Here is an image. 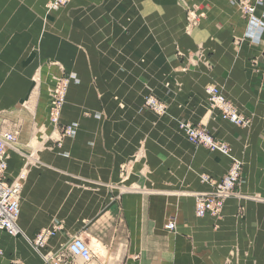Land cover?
Wrapping results in <instances>:
<instances>
[{
  "label": "crops",
  "instance_id": "crops-1",
  "mask_svg": "<svg viewBox=\"0 0 264 264\" xmlns=\"http://www.w3.org/2000/svg\"><path fill=\"white\" fill-rule=\"evenodd\" d=\"M49 1L0 0V133L19 126L6 177H24L22 234L0 233V264L68 256L76 236L93 257L72 264H264V7L255 25L229 0H191L205 18L187 35L178 0H72L56 11ZM61 74L73 79L61 113L70 137L47 119ZM211 83L247 129L209 109ZM149 94L166 116L143 107ZM179 120L243 164L218 219L195 215L194 194L210 188L200 175L221 179L230 162L191 145ZM41 231L52 235L38 251Z\"/></svg>",
  "mask_w": 264,
  "mask_h": 264
},
{
  "label": "built area",
  "instance_id": "built-area-1",
  "mask_svg": "<svg viewBox=\"0 0 264 264\" xmlns=\"http://www.w3.org/2000/svg\"><path fill=\"white\" fill-rule=\"evenodd\" d=\"M69 1L70 0H52L49 7L50 9L57 10L68 4ZM236 2L240 6L242 13L247 17L249 23L255 24L256 10L258 7H264V0H237ZM195 18L196 16L192 14V19L194 20ZM257 24L258 22L255 25ZM261 26L264 31V23H262ZM69 84V78H62L58 81L55 89H53L50 105V121L55 128H59L61 125L59 120L60 113L65 102ZM207 94L212 102V108L220 109L223 119L237 126L247 125V120L239 115L236 110L227 103L221 96L219 89L215 86H208ZM144 106L156 115L161 116L166 113V106L153 96L145 98ZM179 127L192 145L203 146L211 152H218L230 158V167L225 176L219 180H215L208 175H203L201 181L202 183L208 184L210 190L194 194L195 215L198 218H203L205 216L218 218L221 215L225 201L235 194V189L242 172L241 162L231 157L227 146L216 141L206 131L192 126L187 122H180ZM59 133L65 137L73 136L76 131L71 125H62ZM15 136L14 133H4L0 135V233L5 232L12 237L22 234L17 222L19 218L20 191L24 179L22 174L17 176L13 181H8L6 177L8 150L11 149L16 142ZM165 229L173 231L175 229L174 221L171 220L166 223ZM51 235L52 232L41 231L32 241L34 248L38 251H42ZM66 249L68 256L61 252L56 254L49 252L45 253V264H72V259H80L84 263H87L93 257L88 245L80 236L72 238L67 244Z\"/></svg>",
  "mask_w": 264,
  "mask_h": 264
},
{
  "label": "rangeland",
  "instance_id": "rangeland-1",
  "mask_svg": "<svg viewBox=\"0 0 264 264\" xmlns=\"http://www.w3.org/2000/svg\"><path fill=\"white\" fill-rule=\"evenodd\" d=\"M230 2H232V3H234V5H236L237 7H238V9H239V11H240V13H241V15H242V17L246 20V21H248V19H247V17L242 13V11H241V9H240V6L238 5V3L236 2L237 0H229ZM52 2V0L51 1H49L48 3H47V5H46V8L49 10V11H53V9H50V7H49V5H50V3ZM72 2V0H70L69 1V3H71ZM68 3V4H69ZM178 3H180L181 4V8H182V10H183V13H184V21H185V26H184V33L185 34H190L198 25H200V23H201V21L205 18V15H204V13H202V12H199L198 11V8L194 5V4H191V0H178ZM68 4H66V5H68ZM65 5V6H66ZM64 7V6H63ZM62 8V7H61ZM58 10V9H57ZM54 11H56V10H54ZM198 11V12H197ZM192 14L194 15V16H196V18L193 20L192 19ZM190 55V54H189ZM70 76H66V75H64V74H61V76H59L58 77V79L56 80V82H55V84H54V86L52 87V89H51V91H50V94L48 95V102H49V105H48V112H47V119H48V124H49V126L52 128V130L53 131H56V132H58L59 133V130L61 131V128H62V125L63 126H68V125H66V124H63L62 122H61V113H62V110H63V107H64V105H65V102H64V104H63V106H62V109H61V113H60V126H59V128H55V126H53L52 125V123H51V121H50V105H51V100H52V94H53V89H55V87L57 86V83H58V81L60 80V79H62V78H69ZM73 79H71V78H69V82L71 83V81H72ZM39 78H38V76H36V77H34L33 78V88H35L36 90L38 89V87H39ZM208 86H215L217 89H219V92H220V94H221V96L227 101V103H229L235 110H236V112L239 114V115H241V116H243L246 120H247V125L246 126H237V125H235V124H233V123H230V122H228V121H226L225 119H223L222 118V113H221V110H219L218 108H212V102L210 101V98H209V96H208V94H207V87ZM69 87V86H68ZM68 90V89H67ZM204 91H205V95H206V100H207V104H208V107H209V109L212 111V112H214V113H217L218 114V116H219V118L222 120V121H226V122H228L229 124H231V125H233V126H235V127H238V128H240V129H247L248 127H249V125H250V121H249V119L248 118H246L243 114H241L240 112H239V110H238V108L232 103V102H230L225 96H224V94H223V92H222V90H221V88L217 85V84H214V83H211V84H209V85H207L206 87H205V89H204ZM66 94H67V92H66ZM148 96H153V97H155V98H157L163 105H165L166 106V113L164 114V115H156V114H154L153 112V114L154 115H156V117H164V116H166L167 114H168V106H167V104L166 103H164L162 100H160L157 96H155V95H153V94H149V95H145L144 97H143V99H142V105H143V107L145 108V106H144V100H145V98L146 97H148ZM65 100H66V97H65ZM151 112V111H150ZM33 114V113H32ZM180 122H187V123H189V124H191L192 126H195V127H197V128H199V129H202V130H204V131H206L208 134H210L216 141H218L219 143H222V144H224V145H226L227 146V148L229 149V153H230V155H231V157H234L233 155H232V152H231V149H230V147L226 144V143H224V142H222V141H220V140H218V139H216L215 138V136L214 135H212L211 133H209L203 126H201V125H196V124H193L192 122H190L189 120H179L178 121V129L181 131V133L183 134V135H185L184 134V132L180 129V127H179V123ZM14 125H16V124H14ZM18 132H19V126H14L13 128H11L10 130H7V131H5V132H2V133H0V135H2V134H4V133H14L15 135H16V133H17V135H18ZM42 132H44V131H42ZM45 134V133H44ZM60 134V133H59ZM61 135V134H60ZM185 137V136H184ZM15 138H16V136H15ZM185 139H186V137H185ZM187 140V139H186ZM189 142V141H188ZM190 143V142H189ZM191 144V143H190ZM192 145V144H191ZM193 146H195V145H193ZM195 147H198V148H201V149H204V150H206L208 153H212V154H219V155H221V156H223V157H226V156H224V155H222V154H220V153H218V152H211L210 150H208L207 148H205V147H203V146H195ZM228 160H229V162H230V158H228V157H226ZM235 159H237L236 157H234ZM237 160H239V159H237ZM240 161V160H239ZM241 162V161H240ZM241 165H242V171H243V164H242V162H241ZM230 167V166H229ZM205 175V174H204ZM241 175H242V172H241ZM203 176V174L202 175H200L199 176V179H200V182L202 183V181H201V177ZM209 176V175H208ZM225 176V175H224ZM211 177V176H210ZM240 178H241V176H240ZM215 180H219V179H215ZM239 181H240V179H239ZM203 184H206V183H203ZM238 184H239V182H238ZM237 184V185H238ZM208 185V184H207ZM209 186V185H208ZM210 187V186H209ZM237 187V186H236ZM209 190H210V188H209ZM208 190V191H209ZM202 192H206V191H202ZM202 192H198V193H202ZM196 194V193H195ZM234 195H236V189H235V194ZM233 197V196H232ZM231 197V198H232ZM230 199V198H229ZM228 200V199H227ZM226 200V201H227ZM225 201V202H226ZM224 207V206H223ZM221 216V215H220ZM206 217V216H205ZM213 218V217H212Z\"/></svg>",
  "mask_w": 264,
  "mask_h": 264
},
{
  "label": "bare ground",
  "instance_id": "bare-ground-1",
  "mask_svg": "<svg viewBox=\"0 0 264 264\" xmlns=\"http://www.w3.org/2000/svg\"><path fill=\"white\" fill-rule=\"evenodd\" d=\"M60 9V8H59ZM54 11V10H53ZM220 110V109H219ZM185 136V135H184ZM65 137H70V136H65ZM188 141V140H187ZM200 147V146H199ZM239 158V157H238ZM241 159V158H240ZM171 219V218H170ZM218 219V218H217ZM2 233H4V232H2ZM56 233V232H55ZM10 236V235H9ZM15 238V237H14ZM46 247V246H45ZM44 250V249H43ZM42 250V251H43ZM45 252V251H44ZM58 252V251H57ZM42 253V252H41ZM56 254V253H55Z\"/></svg>",
  "mask_w": 264,
  "mask_h": 264
}]
</instances>
